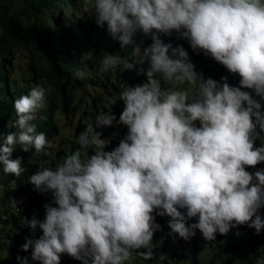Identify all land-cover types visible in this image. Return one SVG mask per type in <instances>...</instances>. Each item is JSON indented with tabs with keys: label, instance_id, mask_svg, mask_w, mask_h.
Wrapping results in <instances>:
<instances>
[{
	"label": "clouds",
	"instance_id": "obj_1",
	"mask_svg": "<svg viewBox=\"0 0 264 264\" xmlns=\"http://www.w3.org/2000/svg\"><path fill=\"white\" fill-rule=\"evenodd\" d=\"M92 9L97 26L106 25L121 49L132 46L133 56L147 60V79L123 88L118 120L112 111L117 101L109 98L95 126L79 133V150L31 174L34 189L50 192L52 202L44 205L43 220L23 218L42 235L27 239L22 250L31 249L37 264H61L64 254L81 264H125L134 254L151 260L161 227L156 216L169 217V227L184 240L197 230L209 242L240 226L259 233L264 168L246 169L264 163V108L253 95L264 98V0H92ZM173 31L194 52L238 74L239 87L227 77L197 73L183 46L160 38ZM138 32L151 38L149 46L136 43ZM100 64L123 73L137 63L108 54ZM185 81L198 87L181 88ZM46 101L40 86L15 99L20 131L0 141L3 174L26 171L20 158H10L15 145L50 155L46 133L32 123ZM114 122L128 131L106 151L110 141L97 129ZM17 260L27 264V257Z\"/></svg>",
	"mask_w": 264,
	"mask_h": 264
},
{
	"label": "trees",
	"instance_id": "obj_2",
	"mask_svg": "<svg viewBox=\"0 0 264 264\" xmlns=\"http://www.w3.org/2000/svg\"><path fill=\"white\" fill-rule=\"evenodd\" d=\"M18 1L20 4L19 9L15 12L9 13L0 9V141L6 138L8 134L19 131L15 127V121L18 118L14 109L15 99L28 94L31 88L43 84V82L52 88L54 99L49 102L46 109L33 124L36 125L37 132L46 133L48 141L58 136L59 131L53 118V112L59 110L63 114H67L68 108L73 105L76 97L73 88L75 85L81 86V82H78L75 78L78 71L85 73L82 83L103 90L100 96L92 99L91 106L101 114L104 110L107 111L104 106L109 98L112 100L117 98L121 104V108L117 110V113L120 114L124 107L123 102L119 100L120 93L125 87L122 84L124 82L129 83L128 80L130 79L134 82H139L142 79L146 80L147 77L143 73L148 68L147 60L142 57L141 61H135L137 63L135 68L126 71L122 79L117 81L116 84L109 82L114 89V91H110L107 86L108 76L103 77L105 72L99 70L101 58L98 56L97 49L99 46L96 41L99 27L96 21L87 20V22H84L77 16L83 10L85 0ZM24 18H28L31 22L25 24ZM160 38L165 43H171L174 47H187L186 39L180 38L176 32L170 36L161 35ZM151 42V38L146 40L141 49L149 46ZM93 46L94 50H92ZM23 55L27 59V64L23 72L16 74L15 59L18 56L19 58L24 57ZM85 55L89 57H86V60L83 58ZM189 57L195 65L197 73L205 79L210 77L220 81L222 77H227V82L230 85L239 87V75L230 73L226 67L210 56H205L203 52L192 51ZM129 60L133 61L132 59ZM109 72L118 74L119 70H109ZM242 90L250 91L247 89ZM253 95L256 99L257 96L254 93ZM55 99L59 103L58 108L55 106ZM79 103H81V97ZM260 103L264 108V98ZM76 109L77 107H72V111L76 112ZM94 126L95 120L92 121L90 128ZM85 127L84 124L78 122L75 127L76 134L79 135L80 132L85 130ZM97 131L102 132L101 139L110 141L105 150L111 151L118 146L119 141L124 138L128 130L125 125L114 122L112 127L98 128ZM255 146H260L259 140L256 141ZM13 147L14 150L10 158H20L22 167L26 171L20 177L0 172V187L12 183L15 190L11 198L16 201L15 207L7 204L2 209L0 208V219L1 214L6 215L3 228L8 227L12 234H8L7 237L13 238L10 255L1 259L0 264H15L14 255L17 252L27 257L31 264H35L37 262L31 259V249L28 251L22 250L25 235L30 229L23 223V218L30 220L35 217L43 220L45 216L44 205L52 202V196L50 192L40 193L36 191L29 182V177L40 170L42 166L55 168L56 165L52 150L49 147L46 151L50 155L37 153L34 149L28 152L20 149L16 152L18 145ZM79 149L80 145L73 142L71 152H76ZM91 154L90 147L88 155ZM258 168H264V163L257 165L256 168H247L246 170L254 172ZM0 169H2V165H0ZM243 232L246 234V240L242 245H245V249H242L241 256L246 255L248 258L242 263H235V256L228 252L231 249L228 245ZM263 234L264 229L257 233L254 228L240 226L227 235L218 233L213 243L218 249L228 253L222 256L221 261L223 264H257L258 260L264 258V256H260ZM40 235H42V232L38 234V237ZM162 237H165L164 234ZM175 239L176 242L179 241L178 237ZM170 259L173 262H178L182 260V257L172 255ZM164 263L170 264L167 258L164 259ZM191 263L201 264L198 262L196 251L192 255ZM61 264H81V262L64 254L61 257Z\"/></svg>",
	"mask_w": 264,
	"mask_h": 264
},
{
	"label": "rangeland",
	"instance_id": "obj_3",
	"mask_svg": "<svg viewBox=\"0 0 264 264\" xmlns=\"http://www.w3.org/2000/svg\"><path fill=\"white\" fill-rule=\"evenodd\" d=\"M19 1L18 0H0V9L5 10L9 13L15 12L19 9ZM77 16L84 20V22L87 20L89 21H96L95 14L92 9V0H85V5L82 11H80ZM24 23L29 24L31 21L28 18H24ZM175 31L172 32V34ZM98 37L96 38L97 44H98V56L99 58H103L105 55L113 54L118 56H126L128 59H132L134 62L141 61L142 57H135L132 55V46H128L125 49H121V46L118 41L113 40L110 35L106 31V25L105 27L97 30ZM150 37L145 36L143 33L138 32L135 40L136 43L142 47V44L146 42ZM167 43V42H166ZM187 47L184 49L191 54L193 51L191 49V46L186 40ZM174 47V46H173ZM96 48V46H95ZM107 49V50H106ZM92 50H94V46L92 47ZM24 57H16L15 64L17 65V73L19 74L24 71L25 66L27 64V59L25 55ZM86 57L89 58L87 55L83 56L84 60H86ZM85 64V62H84ZM87 65V64H85ZM100 72H105L103 74V77L106 75L107 78V86L110 91H114L113 87H111L110 83L116 84L117 81L121 80L122 77L125 75V72L118 74L112 73L108 71H105L100 64L99 67ZM76 75V74H75ZM100 75V74H99ZM119 76V77H117ZM78 82H81V86L75 85L73 88V91L76 94L75 100L73 102V105L68 108L67 114H63L59 110L57 112H53V118L56 122L59 135L52 138L48 146L52 150L53 154V160L55 162V165L62 164L64 158L68 155H71V145L72 143H78V136L75 132V127L78 122L84 124L86 128H90L92 121L95 120V117L100 114L97 110H95L91 106L92 99L94 97L100 96L103 93L102 89H99L98 87H91L88 84L82 83L84 79L79 78L78 75L75 76ZM119 78V79H118ZM146 80L142 79L139 82H134V80L130 79L128 80L129 83L124 82L122 86L127 85H136L138 83L145 82ZM134 82V83H133ZM127 83V84H126ZM40 87H43L46 89V96L47 101L46 105L43 109H41L37 113V118L32 121L35 122L38 120L41 113L46 109L49 102L54 99L52 88L47 84L44 83L37 85ZM179 86L181 88H188L190 90L195 91L197 86L190 85L187 81L180 83ZM121 87V86H120ZM81 97V103H79V99ZM113 100L117 101L113 107L112 111L117 117V120L119 119V115L117 113L118 108H121V104L117 100V98H114ZM256 100L261 102L263 100L262 97L257 96ZM55 106L58 108L59 103L55 99ZM77 107L76 112L72 111V107ZM86 112V114H84ZM116 123V122H115ZM20 131V130H19ZM19 131L16 133L18 134ZM22 149L19 145L17 147V151ZM15 187L12 183L8 184L7 186H1L0 187V208L2 209L7 204L12 206V202L10 198L12 197V193L14 192ZM184 211V210H181ZM261 215L264 216V209H261ZM169 217L167 216H156V222L161 226L160 229L154 234V240H153V252L154 257L151 260H145L139 255H135L134 259H131L129 261H126L125 264H165L164 259L167 258L168 262L170 264H192L191 258L194 252H197V259L198 262L201 264H223L222 263V256H224L225 253L223 250L218 249L213 241L209 242L206 241L202 234L197 230L196 235L194 237H191L189 240H184L181 238L177 233L173 232L171 228L169 227ZM4 220H6V215L1 214L0 219V260L8 257L10 255V249L13 244V238H8V234H12L9 230V228H3L4 227ZM196 219L193 218L189 220V223H195ZM41 232L39 228L36 229L35 233L31 229H29L25 235V242L27 239L37 238L38 234ZM164 234L165 237H162ZM176 237H178L179 241L176 242ZM246 240V234L243 232L241 233L236 240H234L231 244L228 245L230 250H228L229 253H232L235 256V263H242L246 261L248 256L244 255L241 256L242 249H245V245H243V242ZM240 245V247H239ZM242 246V247H241ZM165 250V252H164ZM142 251V250H141ZM181 256L182 260L180 261H172L171 256ZM17 256L24 258V256L17 252L15 253V264H19V261L17 260ZM260 256H264V234H263V241H262V247L260 250ZM81 262V261H79ZM27 264H31L27 258ZM37 264V263H35Z\"/></svg>",
	"mask_w": 264,
	"mask_h": 264
}]
</instances>
